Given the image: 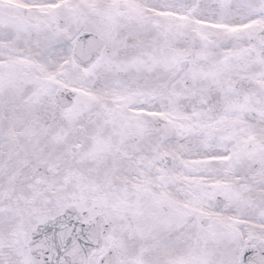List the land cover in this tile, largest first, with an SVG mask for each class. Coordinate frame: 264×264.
<instances>
[{"label":"snow or ice","instance_id":"6c2138e0","mask_svg":"<svg viewBox=\"0 0 264 264\" xmlns=\"http://www.w3.org/2000/svg\"><path fill=\"white\" fill-rule=\"evenodd\" d=\"M0 264H264V0H0Z\"/></svg>","mask_w":264,"mask_h":264}]
</instances>
